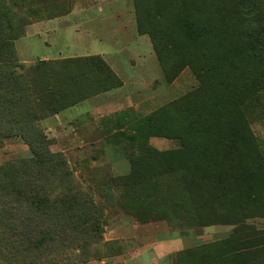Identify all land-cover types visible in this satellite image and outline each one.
Masks as SVG:
<instances>
[{"label":"rangeland","instance_id":"obj_1","mask_svg":"<svg viewBox=\"0 0 264 264\" xmlns=\"http://www.w3.org/2000/svg\"><path fill=\"white\" fill-rule=\"evenodd\" d=\"M249 1L0 0L26 22L17 61L72 59L55 71L82 99L0 123V264H263L229 253L236 224L264 230Z\"/></svg>","mask_w":264,"mask_h":264},{"label":"trees","instance_id":"obj_2","mask_svg":"<svg viewBox=\"0 0 264 264\" xmlns=\"http://www.w3.org/2000/svg\"><path fill=\"white\" fill-rule=\"evenodd\" d=\"M10 1V0H9ZM253 6V19L258 21L264 20V9L255 4L254 0L249 1ZM26 22L23 16L15 14L11 11L10 6L5 2H0V123L6 118L19 122V127L25 130L34 128L28 125L27 119L22 115L25 113L28 118L37 120L38 111L43 108H50L55 112L66 109L80 102L81 98H74L67 92V82L58 79L55 69L60 64L66 63L64 72H67V63L72 59L62 62L39 61L34 65L25 66L20 64L15 55V41L24 35V27ZM199 39L204 36L203 30L198 31ZM249 42L246 46L250 58L259 65L263 64L264 58L258 55L260 52L264 56V26L258 32H250L248 34ZM254 52V53H252ZM93 57L83 58L82 62L85 66L89 65V59ZM98 58V57H96ZM99 59V58H98ZM81 60V59H80ZM105 66L99 67V74L105 73ZM41 73L47 75L44 81L34 80V77ZM109 76H113L112 72H107ZM32 76V77H31ZM114 85V84H113ZM25 107L23 113L20 112L21 107ZM20 115V117H18ZM24 116V117H23ZM29 121V120H28ZM25 122V123H24ZM243 139V137H241ZM261 165H257L256 170L247 172L252 176L256 185H264V170L260 169L264 166V156L259 155ZM253 193L254 200L259 198V193L252 187L249 193ZM253 210L246 211L242 216V221L260 216L254 214ZM262 217V216H261ZM232 233V257H239L242 254L258 255L259 263L264 264V230H258L252 226L245 224H236ZM38 238V237H37ZM31 232L25 235V240L30 245L36 239ZM36 242V241H35Z\"/></svg>","mask_w":264,"mask_h":264},{"label":"crops","instance_id":"obj_3","mask_svg":"<svg viewBox=\"0 0 264 264\" xmlns=\"http://www.w3.org/2000/svg\"><path fill=\"white\" fill-rule=\"evenodd\" d=\"M98 43L99 42V40H96V39H93V40H91V42L89 43L90 45H91V43L93 44V43ZM89 45V46H90ZM99 46V45H98ZM98 46H97V48H95V50L96 49H98ZM83 52H86V53H88V54H101V53H104V51H91V49H88V48H83V49H79V51L77 50V52H73V53H71V54H82Z\"/></svg>","mask_w":264,"mask_h":264}]
</instances>
